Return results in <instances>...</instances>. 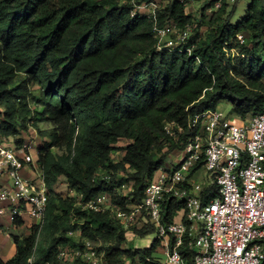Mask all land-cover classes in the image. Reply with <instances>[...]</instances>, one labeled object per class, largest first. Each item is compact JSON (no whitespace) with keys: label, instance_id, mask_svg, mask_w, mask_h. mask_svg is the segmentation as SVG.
<instances>
[{"label":"trees","instance_id":"obj_1","mask_svg":"<svg viewBox=\"0 0 264 264\" xmlns=\"http://www.w3.org/2000/svg\"><path fill=\"white\" fill-rule=\"evenodd\" d=\"M240 2L246 4L243 17ZM217 4L209 26L184 46L193 48L189 55L159 51L153 20L132 15L131 1L0 0V139L23 135L29 126H52L37 157L50 191L40 230L44 239L38 241L37 231L14 237L16 255L0 258V264H63L60 250L82 246L68 236L70 229L93 244L103 243L100 251L110 264H158L161 239L150 249L125 248L129 234L145 238L154 226L125 231L109 215L83 211L54 188L64 177L69 190L85 201L108 193L124 205L119 190L132 184L129 195L140 203L156 172L171 166L194 136L188 124L195 115L225 103L246 121L264 109V0ZM198 21L179 0L158 11L160 27L175 23L194 32ZM168 122L183 132L170 137ZM123 141L128 144L120 147ZM56 148L70 155L59 157ZM119 151L122 159L116 162ZM122 172L126 177L117 180ZM99 173L109 175L110 182ZM163 208L164 224L178 222L184 209L174 200ZM181 252L193 264L186 246Z\"/></svg>","mask_w":264,"mask_h":264},{"label":"built area","instance_id":"obj_2","mask_svg":"<svg viewBox=\"0 0 264 264\" xmlns=\"http://www.w3.org/2000/svg\"><path fill=\"white\" fill-rule=\"evenodd\" d=\"M122 1L134 4L132 15L153 20L159 51L191 55L193 48L185 50L184 46L189 44L192 26L179 29L175 23L158 25L163 1ZM179 1L188 14L189 0ZM172 34L176 35L173 42L168 40ZM239 39L243 41L242 36ZM188 129L194 136L177 156H182L181 161L176 167L172 164L156 172L140 203L130 196L120 205L108 193L85 201L75 193L76 205L83 211L109 215L125 231L154 226L163 245L164 261L158 259V264H188L181 252L184 246L193 253V264H264V109L240 125L227 120L219 110L207 111L195 115ZM183 130L176 122L165 126L172 138ZM35 146L15 144L12 137L0 139V180L7 183L0 188V218L12 225L32 218L41 230L50 191L43 174L36 173L40 168ZM25 170L35 175H25ZM202 173L207 175L206 181ZM97 177L108 182L111 179L101 173ZM171 200L183 204L185 221L163 223V205ZM68 234L82 246L60 250L63 264H110L101 247L82 239L80 231L70 230Z\"/></svg>","mask_w":264,"mask_h":264},{"label":"rangeland","instance_id":"obj_3","mask_svg":"<svg viewBox=\"0 0 264 264\" xmlns=\"http://www.w3.org/2000/svg\"><path fill=\"white\" fill-rule=\"evenodd\" d=\"M159 1H163L161 2V6L164 7L166 6L170 1L172 0H159ZM217 1V0H189L188 1V14L190 15H193L195 18L199 19L195 27V30L194 32H192V35L194 33H197L202 30V31H205V29L209 26L210 24V19L211 17L213 16V13H215V11L218 9L215 5H213V3ZM240 6H239V13L238 15L240 17H243L244 16V13L246 12V4L243 2H240ZM206 27V28H205ZM169 41L173 42L176 40V35H170ZM238 55V52L237 50H235L233 52V58H236ZM38 88L35 87L34 88V93L36 96L39 95L38 93ZM33 106H35V103H32ZM218 110V108H217ZM221 111V110H219ZM0 112H4V105L0 106ZM225 118L229 121H231L232 123L236 124V125H240L243 123L242 119H239L238 116L236 115H233L231 114V109L230 107L226 108L225 110L221 111ZM52 129V126L48 123H41L39 125V128H35L34 126H29V129L28 131H26L27 133L23 134V135H20L18 137H12L13 141L15 144H18L16 142V139H20V137H22L24 139V141L22 143H28L29 145H34V143L36 144L35 146V153L36 155L38 156V151L40 149V146L42 145L43 141H46L48 140V137H49V133ZM44 133V135H42ZM20 143V144H22ZM128 144V142L126 141H123L119 144L120 147H125L126 145ZM54 153L56 155H58L59 157L60 156H69L70 153H66V151L64 149H61V148H56L53 150ZM73 154V153H72ZM122 151H119L118 153H115L114 156H115V161L116 162H119L121 159H122ZM181 157L182 156H179V157H176L175 159H171V161L173 162L175 160V162L173 163L174 166L176 167L179 162L181 161ZM170 161V162H171ZM203 175V178L205 179V181L207 180V175L204 176V173H202ZM122 177H126V173H121L120 175H118L117 177V180L119 178H122ZM119 183V181H117V184ZM203 183V182H201ZM1 184V182H0ZM2 185V184H1ZM119 185V184H118ZM132 188V186L130 184H126L124 187H122L120 190H119V193L122 194L123 196L125 197H130L129 193L131 192L130 189ZM54 191L55 193L57 194H60L62 195L63 197H71V198H75V193L74 192H71L68 188V182H67V179L62 177L57 186L54 188ZM185 215V211L184 210H181L180 213H179V216L177 218V221L179 222V219L181 217H183ZM6 222V221H5ZM3 224L7 225V223H4L2 222ZM71 230V229H70ZM68 230V232L70 231ZM32 231H37L36 234H37V237H38V241L41 242L44 237H43V233L40 231V229H38L37 227H34L32 228ZM32 232V234H33ZM68 236H70L68 234ZM157 236L158 234L156 232H154L153 234L145 237V238H139V237H135V236H132L131 234H129V237H128V241L125 245V248L127 249H132V250H136V248L138 249H145L147 248L150 243L154 242L156 239H157ZM2 237H5V236H1ZM13 238L14 237H17V236H12ZM97 246L99 247H103L104 244L103 243H98ZM158 257H159V261H164V256H163V249L162 248H159L158 249V253H157Z\"/></svg>","mask_w":264,"mask_h":264},{"label":"crops","instance_id":"obj_4","mask_svg":"<svg viewBox=\"0 0 264 264\" xmlns=\"http://www.w3.org/2000/svg\"><path fill=\"white\" fill-rule=\"evenodd\" d=\"M229 106L225 103L220 104L218 107V110H225L226 108H228ZM239 119H242L239 117ZM243 123L245 120H243ZM242 123V124H243ZM36 173H42L41 170L37 171ZM25 175H30V176H34L35 172H29V170H25L24 171ZM1 184H0V188L3 185H7V183L3 180H0ZM6 221V222H5ZM7 223V225H1L0 224V258H2L5 261H8L10 259H12L17 252V246L15 244V240L12 236H17V237H29L32 234V228L37 227V222L35 220H33L32 218H25L24 220L20 221V225H12L8 219L6 218H0V223ZM1 236H5L2 237Z\"/></svg>","mask_w":264,"mask_h":264}]
</instances>
